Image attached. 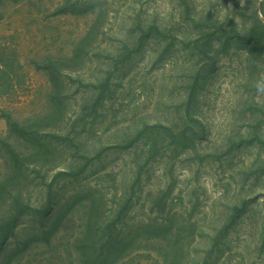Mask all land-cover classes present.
Instances as JSON below:
<instances>
[{
	"label": "rangeland",
	"instance_id": "1",
	"mask_svg": "<svg viewBox=\"0 0 264 264\" xmlns=\"http://www.w3.org/2000/svg\"><path fill=\"white\" fill-rule=\"evenodd\" d=\"M0 12L14 78L0 91V182L3 145L29 150L5 113L49 118L52 144L19 183L40 212L3 256L66 214L55 241L10 264H84L97 220L129 243L116 264H264V0H5Z\"/></svg>",
	"mask_w": 264,
	"mask_h": 264
},
{
	"label": "trees",
	"instance_id": "2",
	"mask_svg": "<svg viewBox=\"0 0 264 264\" xmlns=\"http://www.w3.org/2000/svg\"><path fill=\"white\" fill-rule=\"evenodd\" d=\"M4 1L0 0V5ZM75 10L74 5L68 2L62 7L61 12H74ZM1 16L0 12V18ZM6 58L8 60H5ZM10 58L12 57L6 51L0 49V91L2 88H10L14 85V78L11 75L12 63ZM55 64L56 62L49 61L45 65V68L48 69L52 78L54 77V80L57 81ZM58 99L60 97L57 95L56 100ZM55 114H60L59 109H57ZM5 117L10 130L29 145L27 152L16 150L10 143L3 145V148L7 152L5 162L8 173L0 182V257L4 258L2 264H10V261L20 252L29 250L32 246L38 245L40 242L50 245L55 241L59 236L66 214L61 210L55 216L49 217L46 222L41 221L40 229L23 243V247L17 246L15 250L3 256L11 238L16 237V230L21 220L31 213L40 212L39 209L34 207L24 197L19 183L26 173L30 171L32 166H40L43 162H48V155L52 151V144L41 135L43 132L41 128L44 127L42 125L43 120L49 118H38L26 123H20L14 120L10 114L5 113ZM60 174L69 175L65 171H61ZM50 208L49 206L45 212L49 211ZM99 222L100 220L96 221L97 227L95 231H93L95 228L90 225V231L83 238L81 247H79V259L80 261H84V264H116L120 257L126 256L129 243L124 237V234L118 232L116 224L113 225L114 223L112 222V225L108 224L101 227ZM149 226L154 230L153 233L157 238H162L163 233L166 236L172 230L169 223Z\"/></svg>",
	"mask_w": 264,
	"mask_h": 264
},
{
	"label": "clouds",
	"instance_id": "3",
	"mask_svg": "<svg viewBox=\"0 0 264 264\" xmlns=\"http://www.w3.org/2000/svg\"><path fill=\"white\" fill-rule=\"evenodd\" d=\"M243 3H241V7H243ZM255 95L256 96H264V74L259 76L253 84Z\"/></svg>",
	"mask_w": 264,
	"mask_h": 264
}]
</instances>
